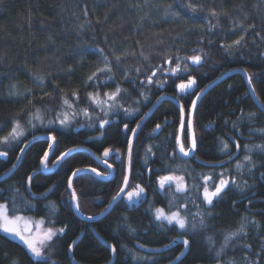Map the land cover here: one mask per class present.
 <instances>
[{
	"label": "trees",
	"instance_id": "1",
	"mask_svg": "<svg viewBox=\"0 0 264 264\" xmlns=\"http://www.w3.org/2000/svg\"><path fill=\"white\" fill-rule=\"evenodd\" d=\"M241 35L244 36L241 44L227 49ZM99 49L111 61L115 84L129 94L122 101L124 108H138V111L132 115H124L123 111L113 113L106 117L110 123L104 128L98 124L90 127L92 121L83 116L62 127L55 121L61 97H71L77 91L79 106L83 108L89 104L87 93L96 90L89 86L88 77L104 67ZM193 55L201 56L199 64L188 59ZM176 63H180V70L173 76L170 69ZM161 67L166 73L158 71ZM235 69L248 73L264 106V0H0V126H3L0 136L7 135L13 119L26 126L22 142L0 144V150L8 152L7 157H0V176L15 165L20 149L38 134L56 136L48 166L72 148H87L97 155L112 149L113 155L108 160L113 165L111 178L103 180L86 172L77 174L72 181L79 211L94 217L107 208L123 185L132 134L123 131L124 124L135 129L162 95L176 96L185 114L182 142L188 149L187 124L192 101L211 82ZM98 75L106 79L108 74ZM149 76H152L151 84L147 82ZM189 77L196 79V89L178 96L176 85ZM115 84L110 82L108 87H102L101 93L114 91ZM142 91L144 96L140 95ZM36 108L41 109L45 119L43 124L34 121L37 126L32 128L27 125L28 114ZM95 115L103 114L97 109L93 119ZM49 119L54 120L50 126ZM181 120V109L165 100L139 129L132 146L129 187L139 183L148 197L137 208L129 210L121 199L98 220L89 221L76 214L69 189L73 173L84 168H96L103 174L111 172L107 164H100L85 152L70 154L52 174L39 173L33 177L30 186L34 194L41 195L50 188L52 191L45 199H31L27 194L28 177L40 169L44 153L49 149L48 140L36 141L26 149L13 175L0 183V189L4 190L0 192L4 198L0 202L10 203L11 191L19 189V196L35 205L20 213H32L46 220V205L55 203L56 211L51 219L57 226L67 225L65 234L52 244L55 264L109 263L112 252L97 235L116 247L113 264H153V260L155 264H166L181 253L182 245L161 254L144 253L136 245L163 247L180 237L177 228L166 222L161 226L155 221L150 206H166L171 198L169 193L158 191V174L183 175L189 190L185 195L192 202L181 211L200 212L207 224L206 229L190 230L183 236L189 240L183 264H218V261L219 264H256L257 261L264 264V152L254 147L264 145V113L252 99L244 77L239 73L228 76L199 100L193 113L196 150L189 158L173 155L177 152ZM156 125H160V133L152 136ZM221 141L228 143L233 155L237 151L236 143L239 144V153L232 161L221 152ZM246 145L251 152L246 150ZM149 147L151 152L147 151ZM245 155L251 156L255 166L249 171L246 164L238 172L236 164L246 163ZM222 162L223 165H205ZM220 172L234 177L243 190L229 184L210 207L202 202V189L198 191L194 186L203 183V175H213L215 179ZM254 192L262 198L259 213H253V205L257 204L251 203ZM241 223L245 232L230 241L217 258L215 252L225 235L236 231ZM207 236L215 240L212 249ZM72 242L76 243L70 256ZM133 252L139 257L146 255L147 259L134 260ZM13 261L32 264L23 245L0 233V264H13Z\"/></svg>",
	"mask_w": 264,
	"mask_h": 264
},
{
	"label": "snow or ice",
	"instance_id": "2",
	"mask_svg": "<svg viewBox=\"0 0 264 264\" xmlns=\"http://www.w3.org/2000/svg\"><path fill=\"white\" fill-rule=\"evenodd\" d=\"M190 6V5H189ZM212 15L215 16L216 12L213 11ZM240 27L244 29L243 25H240ZM244 40V36L241 35L238 40H235L232 45H228L227 49H231L233 45H240L241 41ZM223 46V45H222ZM226 49V50H227ZM98 53L102 55L103 61H104V67L99 68L97 72L92 73L91 76L88 77V80L91 82L89 86L96 89L94 92H88L87 93V99L89 101L88 106L81 108L79 106V94L77 91H73L71 94V97H68L67 95H64L61 97V105L60 110L56 112L55 114V121L58 122L62 127H68L70 126L74 121H77L81 116H83L85 119L92 121V123L89 124V126H94L98 124L99 128H104L105 125H108L110 123V120L106 117H110L113 113H118L123 111L124 115H132L134 112L138 111V108L128 109L124 108L122 101L125 100V97L128 94L127 90H122L119 84H115L114 78L111 75L112 73V67H111V61L106 55H103V49H99ZM117 61L119 60V57H116ZM194 64H199L201 62V56L200 55H193L191 57H188ZM169 64H171V60L167 61ZM180 70V63H176L174 68H171V74L175 76ZM158 71H161L162 73H166L167 70L163 69L162 67L158 69ZM184 71H187V65H185ZM98 73H107L106 79H101V77L98 75ZM156 72H152V76H155ZM152 76H149L147 78V82L151 84ZM38 79H43L42 77ZM110 82L115 84V90L114 91H104L101 93L100 89L102 87H108L110 85ZM144 82L141 81V84ZM249 83L251 84V78H249ZM196 85V80L194 78H187V82L185 83L183 80L176 85L178 90L181 93L186 92L187 90H191L193 86ZM163 84H159L160 88H163ZM15 87V86H13ZM254 91V90H253ZM123 92V95H122ZM141 96H144V92L142 91L140 93ZM147 97L145 96V100ZM137 104L140 103V101H136ZM195 101H192V106L195 108ZM95 107H92V106ZM97 109L100 113L103 115H95V118L93 119V114L96 113ZM29 118L27 120V125H30L32 128H35L37 125L34 123V121L39 122L40 124L44 123L45 116L41 112L40 108H36L34 112H29ZM143 115V114H142ZM250 116L254 114H249ZM54 123L53 119H49L47 121V125H52ZM12 126L10 131L7 133V135L0 136V144L3 145H11L12 143H19L22 142L23 138L26 136V126L21 123L19 119H13L11 122ZM183 126V125H182ZM139 127V125H137ZM188 129L192 128V123L189 120L187 124ZM156 128L159 129L160 125H156ZM3 126H0V131H2ZM124 129L126 131H130L135 135V129H129L128 124H124ZM35 139V137H34ZM49 139L53 142L49 144V149L53 148V145L56 141V136L52 135L49 137ZM129 147H128V161H129V171L131 170V159H132V145L129 141ZM178 144V151L175 152L173 155L183 154L184 157H189L190 152L195 151L196 148V139L194 136V133L191 137V147L186 150L185 145L181 141H177ZM222 147L221 152L228 155L229 160L232 158V153L229 149V145L227 142L221 141ZM236 148L239 149V144L236 143ZM259 151L264 152V145H255L254 146ZM246 150L248 152H251L252 149L249 146H245ZM23 151V149H20ZM72 151V150H69ZM148 152H151V147L148 148ZM112 153V149H105L103 152L104 157H109V155ZM8 152L4 150H0V157H7ZM48 155L49 153L46 151L44 153V156L41 160V163L45 166V169H47V163H48ZM69 155L68 152L62 153L59 157V159H63L65 156ZM244 162L246 163H240L238 162L236 164V169L239 172L242 170L246 164L249 165V171L251 170V167H254V163L252 162L250 155H245L243 158ZM103 163L107 164L108 168H112L113 165L111 163H108L107 159L103 161ZM145 163H147V159L145 160ZM223 163V162H222ZM13 168H15V165H13ZM79 171V170H77ZM91 172H95L97 176H100L101 173L97 172L96 168L90 169ZM76 173L74 172L73 175ZM203 183L199 186H194L198 188V191L202 189L200 192V195L202 196V202L206 203L210 207L214 204V201L216 198H218L222 192L229 186V184L235 185L236 187H241V190H243L242 186L240 184H237V181L234 177L226 176L224 172H220L216 174V178L214 179L213 175H203L201 177ZM32 177H28L29 185L31 183ZM211 182V183H210ZM246 184V182H244ZM157 184H158V191L161 193H169L170 199L168 200V203L166 206L161 207H154L150 206V209L152 210L153 217L155 221L159 222L161 226H173L179 230L178 236L183 237L186 236L187 233L191 231H196L197 229L204 230L207 228L206 224V218L203 214L200 212H197L195 214H191L188 211H181V208L187 209V204L191 201V198L185 195L189 190L187 187V184L185 182V177L183 175H175V174H165V175H159L157 176ZM129 187V177L127 175H124L123 177V185L120 188V193H124L125 189ZM174 191H170L173 189ZM4 191L3 189H0V192ZM145 193V188L141 186L139 183L135 184L134 187L131 188V190L126 192V197L128 202L130 203H136L140 200L144 199L143 194ZM11 200L10 203H4L0 202V233L5 234L6 236H12L14 239H18L20 242H22L23 246L25 247V251L27 252L29 260L32 262V264H55V261L51 260L52 255V244L54 243V240L58 238L59 236H62L65 234L67 225H63L61 227L55 226V221L51 219V217L55 214L56 208L55 203L50 202L49 205H46V208L48 209V218L47 223L48 226L44 227L45 225V218L41 217L38 221H34L31 217H26L24 215L19 214L21 211L30 210L35 205H33L28 199L24 198L23 196H19V189H13L10 193ZM45 198L47 196L46 193L42 194ZM19 196V205L17 203V197ZM119 196V193H118ZM181 197H183L181 199ZM3 197H0V200H3ZM73 199H75V193L73 192ZM123 199V197H121ZM117 197H113V201H116ZM77 210H79V205L77 204ZM191 215V219H189V216ZM210 215V212H209ZM197 217H199V220L197 221ZM88 220H94V217H87ZM35 225V228H33L32 225ZM131 231H135V229H131ZM245 232V225L241 223L240 227L234 231L229 232L224 237V242L220 246V249L215 252V256L219 258L221 254L224 252L225 248L229 245V242L232 241L234 238L239 236L240 234H243ZM208 241L209 248L212 249L215 247V240L212 236L206 237ZM76 242H72L71 245H69V250H72L73 245H75ZM185 248H188L189 246V240L183 239L182 241ZM140 247H143V245H140ZM249 249L251 248L250 245H247ZM264 250V249H262ZM111 251L115 253L116 247L113 245L111 247ZM130 252L132 250H129ZM181 256H183V253H181L180 256L176 257V260L181 261ZM132 259L134 260H141V259H147L146 257H139L134 252L132 254ZM247 259V258H246ZM13 264H16L15 261H13ZM153 264H155V260H153ZM181 264L183 262L181 261ZM219 264V261H218ZM251 264V262H249ZM256 264H259V261L256 262Z\"/></svg>",
	"mask_w": 264,
	"mask_h": 264
},
{
	"label": "water",
	"instance_id": "3",
	"mask_svg": "<svg viewBox=\"0 0 264 264\" xmlns=\"http://www.w3.org/2000/svg\"><path fill=\"white\" fill-rule=\"evenodd\" d=\"M235 73H239L241 74L244 79H245V82H246V85L248 87V90H249V93L252 97V99L254 100L255 104L257 105V107L264 113V106L263 104L261 103V101L259 100L258 96L256 95L254 88L252 86V83L250 84L249 83V75L248 73L244 70V69H235V70H230L228 71L227 73H225L224 75L220 76L219 78H217L216 80H214L213 82H211L209 85H207L204 89H202L198 95L196 96V98L194 99V101L196 102L195 103V107L197 105V103L199 102V100L213 87L215 86L216 84L220 83L223 79L227 78L228 76L232 75V74H235ZM191 78H194V77H191ZM195 79V78H194ZM196 80V79H195ZM185 83L187 82L184 81ZM179 84V83H178ZM177 84V85H178ZM196 85H197V81H196ZM196 85L193 86V88L191 90H187L186 92L184 93H181L178 88L176 87V91H177V95L178 96H183V95H186L188 93H192L195 89H196ZM165 100H169V101H172L173 103H175L180 109H181V113H182V120H181V124H180V127H179V133H178V136H177V140H176V145H177V151H178V144H177V141H181L182 140V134H183V128H184V121H185V114L183 112V108L179 102V100L177 99L176 96H172V95H168V94H164L162 95L155 103L154 105L149 109V111L145 114V116L143 117V119L138 123L139 127H135V135H133V133L131 134L130 136V142H131V145L133 146V143H134V140L136 138V135L139 131V129L141 128V126L146 122V120L148 119V117L152 114V112ZM194 110L195 108H191V114H190V121L192 123V128L189 129L190 131V144H189V148L191 147V137H192V134H193V113H194ZM183 125V126H182ZM123 131H126L125 129ZM160 133V128L157 129L155 128L154 131L151 133L152 136H157L158 134ZM52 136V134H38L35 137H32L31 139H29L24 145H23V151L20 152L19 154V157L15 163V168H11L9 171H7L5 174L1 175L0 176V183L7 180L8 178L11 177V175H13V173L16 171V169L18 168L19 164H20V161L23 157V154L24 152L26 151V149L31 145L33 144L34 142L36 141H39V140H48L50 141V144L53 143L49 137ZM55 145V143H54ZM54 145H53V148H54ZM52 149H48V153L50 154L51 151L53 150ZM69 150H72V151H69ZM67 150L66 152L70 154L72 153H75V152H85V153H88L90 154L97 162H99L100 164L102 165H106L105 163H103V161L105 159H107V161L112 157L113 155V152L109 155V157H104L103 153L101 155H97L95 154L93 151H91L90 149H87V148H83V147H78V148H72V149H69ZM196 150V148H195ZM65 153V152H64ZM239 153V149H237V151L235 152V154L232 156L231 160L232 161ZM195 154V151L194 153L193 152H190V156L189 157H192L193 155ZM67 155V156H69ZM180 156L184 157L183 154H179ZM65 156L62 160L61 159H57L54 164L50 167V168H47L45 169V166L41 163V166H40V169L36 172H34L31 177H35L37 174L39 173H42V174H52L56 171V169L58 168V166L60 165V163L67 157ZM49 157V155H48ZM188 157V158H189ZM223 163H217V164H205V165H222ZM90 169L92 168H84V169H80L79 171H75V175H72V177L70 178L69 180V189H70V193H71V196H72V206L76 212V214L83 218V219H87V216H84L79 210H77V195L75 193V191L73 190V187H72V181H73V178L79 174V173H86V172H90V173H93L96 175L95 172H91ZM97 172H100L97 170ZM101 173V172H100ZM113 168H111V173L109 175H106V174H103L101 173L100 176H98L100 179H103V180H107L109 178H111L113 176ZM128 177H129V184H130V175H131V170L129 171V161H128V152H127V159H126V174ZM142 186V185H141ZM131 189H129V187L127 189H125V192L124 193H120L119 191V196L118 194L116 195L117 197V200L116 201H113V199L111 200V202L109 203V205L107 206V208L101 212L100 214L94 216V220H98L102 217H104L106 214H108L111 209L113 208V206L119 201L121 200V197H123V200L124 202L127 204L128 206V209L129 210H132L134 208H137L139 206H141L146 200H147V197H148V194L145 190V193L143 194V197L144 199L140 200L139 202H136V203H130L128 202L127 200V197H126V192L129 191ZM52 191V188H50L48 191H46L45 193L47 194V196L51 193ZM73 192L75 193V199H73ZM27 194L28 196L31 198V199H45V197L41 194V195H37V194H34L31 190V186L29 185V182L27 181ZM46 196V197H47ZM94 220H89V221H94ZM97 237L111 250V245L106 243L105 241H103L98 235ZM183 239H186L184 237H178V238H175L173 239L170 243H168L167 245L163 246V247H157V248H151V247H147V246H144L143 247H140V244H137L136 247L137 249H139L140 251L144 252V253H147V254H161V253H164L170 249H172L173 247L177 246V245H182L183 246V250L181 251V253H183V256H181V261L184 259V257L187 255L188 251H189V246L188 248H185L182 241ZM73 249V247H72ZM112 252V251H111ZM181 253L178 255L180 256ZM69 255L72 256V250L70 251L69 250ZM116 259V252L113 253L112 252V259L109 263L107 264H113V262L115 261ZM181 261H178L175 259H173L172 261H170L169 263H166V264H178L180 263ZM74 264H79L77 263L76 261H73Z\"/></svg>",
	"mask_w": 264,
	"mask_h": 264
},
{
	"label": "rangeland",
	"instance_id": "4",
	"mask_svg": "<svg viewBox=\"0 0 264 264\" xmlns=\"http://www.w3.org/2000/svg\"><path fill=\"white\" fill-rule=\"evenodd\" d=\"M54 164V163H53ZM52 164V165H53ZM52 165H49L48 167L50 168ZM186 182V181H185ZM21 215H24V216H26V217H31V218H33V220L34 221H38L39 219H41V217H37V216H35V215H33L32 213H20ZM33 226V228H35V225L33 224L32 225ZM48 226V223H47V220L45 219V225H44V227H47ZM56 227H60V226H57V225H55ZM5 235V234H4ZM8 237H10V238H12L13 240H15V241H17V242H19L21 245H23L22 244V242H20L18 239H14L12 236H8ZM144 257H147L146 255H144ZM51 260L52 261H54V256H53V248H52V255H51Z\"/></svg>",
	"mask_w": 264,
	"mask_h": 264
},
{
	"label": "flooded vegetation",
	"instance_id": "5",
	"mask_svg": "<svg viewBox=\"0 0 264 264\" xmlns=\"http://www.w3.org/2000/svg\"><path fill=\"white\" fill-rule=\"evenodd\" d=\"M223 165V164H222ZM111 173V172H110ZM110 173H108V174H106V175H109ZM260 178H262V176H260ZM257 192H254L253 194H252V196L251 197H253L252 199H251V203H257V204H254L253 206H254V211H253V213H259V212H262V210H261V201H262V198H261V196H258L257 194H256Z\"/></svg>",
	"mask_w": 264,
	"mask_h": 264
}]
</instances>
